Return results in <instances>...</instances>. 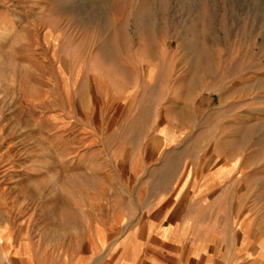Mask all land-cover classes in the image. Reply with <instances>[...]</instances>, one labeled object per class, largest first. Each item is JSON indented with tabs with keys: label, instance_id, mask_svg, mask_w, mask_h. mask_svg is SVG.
<instances>
[{
	"label": "rangeland",
	"instance_id": "obj_1",
	"mask_svg": "<svg viewBox=\"0 0 264 264\" xmlns=\"http://www.w3.org/2000/svg\"><path fill=\"white\" fill-rule=\"evenodd\" d=\"M233 17L253 33L228 50L218 34L226 59L194 105L197 119L207 112L197 126L226 137L224 155L240 167L226 186H241V207L264 235V0H0V234L10 232L13 249L27 241L34 264H74L105 202H120L122 186H103L99 168H113V182L126 177L121 142L136 110L122 109L166 105L200 70L179 61L181 41L206 31L203 18L219 33ZM20 258L2 252L0 264Z\"/></svg>",
	"mask_w": 264,
	"mask_h": 264
},
{
	"label": "crops",
	"instance_id": "obj_2",
	"mask_svg": "<svg viewBox=\"0 0 264 264\" xmlns=\"http://www.w3.org/2000/svg\"><path fill=\"white\" fill-rule=\"evenodd\" d=\"M233 21L236 28L225 30L223 19L219 33L202 22L205 32L181 41L185 54L179 61L197 63L200 70L188 71L193 81L166 105L143 99L123 106V115L136 110L127 120L136 130L121 142L126 177L113 182L114 169L99 168L104 181L110 180L103 186H122L120 202H105L104 216L78 243L74 264H264V235L257 233L256 216L242 209L241 186H226L240 174L235 159H228L234 152L225 156L226 137L210 136L197 126L207 122V112L197 119L194 105L202 100L203 81L215 77L216 62L226 59L213 45L220 33L226 50L232 38L243 35L249 41L253 33L242 34L241 21ZM210 143L217 144L211 151ZM94 150L100 159L114 157L103 146ZM1 230L0 256L15 253L25 264L36 263L30 242L13 249L10 232Z\"/></svg>",
	"mask_w": 264,
	"mask_h": 264
},
{
	"label": "bare ground",
	"instance_id": "obj_3",
	"mask_svg": "<svg viewBox=\"0 0 264 264\" xmlns=\"http://www.w3.org/2000/svg\"><path fill=\"white\" fill-rule=\"evenodd\" d=\"M246 5H247V4H246ZM253 7H254V6H253ZM253 7H252V9H250V13H249L250 15L252 14V16H251L252 19H254L253 17H255L253 14L256 13V8H253ZM206 11H207V10H206ZM236 18H237V21H241V18H238V17H236ZM251 18H249V19H251ZM208 20H209V19L206 20V19L204 18V21H202V22H204L205 25H206V24L210 25L209 22H208ZM145 21H146V20H144V19H141V20L139 19V22H140V23H145ZM205 21H207L208 23H206ZM237 21H236V23H237ZM224 24H225V28H226L225 30L230 29L231 26L234 25V23L232 22V20H228V19H226V18L224 19ZM251 24H252V23H251ZM251 24L249 23V25H251ZM205 25H204V27H206ZM242 25H243V24H242ZM199 27H200V26H199ZM209 27H210V26H209ZM250 27L253 28V25H251ZM186 39H188V38H186ZM207 70H208V72L211 71V64L208 65Z\"/></svg>",
	"mask_w": 264,
	"mask_h": 264
}]
</instances>
